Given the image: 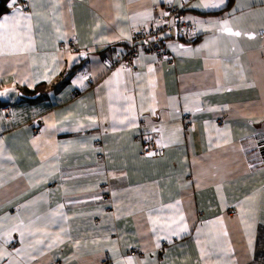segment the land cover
Masks as SVG:
<instances>
[{
  "label": "crops",
  "instance_id": "1",
  "mask_svg": "<svg viewBox=\"0 0 264 264\" xmlns=\"http://www.w3.org/2000/svg\"><path fill=\"white\" fill-rule=\"evenodd\" d=\"M170 5L196 37L118 65ZM8 7L33 18L0 30V264H264V0Z\"/></svg>",
  "mask_w": 264,
  "mask_h": 264
},
{
  "label": "built area",
  "instance_id": "2",
  "mask_svg": "<svg viewBox=\"0 0 264 264\" xmlns=\"http://www.w3.org/2000/svg\"><path fill=\"white\" fill-rule=\"evenodd\" d=\"M25 8L30 9V4L26 3ZM181 11L182 9L180 7L170 5L164 11L167 15L162 13L158 15L157 19L150 26L141 27L133 32L129 40L128 49L118 60V65L126 69L136 68L140 52L169 57L171 55L168 40L169 36H171L170 34L176 37H196L197 29L195 23L184 16H179ZM66 43L68 48H75L77 43L76 36L71 35ZM184 119L190 122L191 115L185 114ZM144 152L153 153L151 155L153 157L165 155V149L157 146L154 141L145 144ZM104 200H109V196L105 195Z\"/></svg>",
  "mask_w": 264,
  "mask_h": 264
},
{
  "label": "snow or ice",
  "instance_id": "3",
  "mask_svg": "<svg viewBox=\"0 0 264 264\" xmlns=\"http://www.w3.org/2000/svg\"><path fill=\"white\" fill-rule=\"evenodd\" d=\"M221 3H223V0H221ZM17 5V0H11V6H16ZM33 7H35V5L33 4ZM196 7H204V8H217L220 7V4H216V3H212V4H203V5H196ZM36 15H39L38 13ZM148 15V14H145ZM164 15H167V13H164ZM33 16L32 14H28L23 12L22 8L20 7H15V14L14 15H4L2 18H0V30H3L4 32L9 34V38L12 37H23L24 35L28 34L31 32V20H32ZM189 19H192L191 17ZM209 23H218L220 25V29L222 33H227L230 36L233 37H240L241 35H246L249 38H254L255 34L254 33H242L240 31H234L231 27H229V21L224 20V21H219V22H209ZM26 30V31H25ZM28 39L31 40V36L28 35ZM183 47V46H180ZM149 71H152V69H149ZM120 73H115L114 76H118ZM84 77H82L83 79ZM47 79V77H46ZM108 83L110 84L111 81H108ZM6 94V93H5ZM126 99H130V98H126ZM199 110V109H198ZM129 112L131 110H128ZM115 119V117H114ZM135 117H132V120H134ZM130 123L132 121H129ZM121 123H123V121H121ZM150 139V138H149ZM149 155H153V153H149ZM179 203V202H178ZM63 207V206H61ZM180 221H183V217H180ZM155 221H153V224L155 225ZM173 223L176 224V227L178 230H174L173 234L179 235L180 231H186L187 230V226L184 225L183 229H180L179 227V223H177L176 221H173ZM20 226H16L13 231L15 230H19ZM164 227H170L165 225ZM155 231V228H154ZM8 239H11V231H9L7 234ZM226 235V233H225ZM21 236H23V232H21ZM19 252V250H17ZM128 264H132V258L129 257V261Z\"/></svg>",
  "mask_w": 264,
  "mask_h": 264
},
{
  "label": "trees",
  "instance_id": "4",
  "mask_svg": "<svg viewBox=\"0 0 264 264\" xmlns=\"http://www.w3.org/2000/svg\"><path fill=\"white\" fill-rule=\"evenodd\" d=\"M8 2L9 0H0V15L1 13L5 12L9 7H8ZM2 106L3 103H0Z\"/></svg>",
  "mask_w": 264,
  "mask_h": 264
},
{
  "label": "water",
  "instance_id": "5",
  "mask_svg": "<svg viewBox=\"0 0 264 264\" xmlns=\"http://www.w3.org/2000/svg\"><path fill=\"white\" fill-rule=\"evenodd\" d=\"M26 96V95H25Z\"/></svg>",
  "mask_w": 264,
  "mask_h": 264
}]
</instances>
